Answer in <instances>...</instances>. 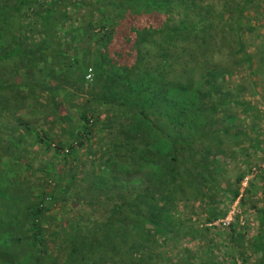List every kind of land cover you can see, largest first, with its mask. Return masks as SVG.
Segmentation results:
<instances>
[{"label": "trees", "instance_id": "16d2710c", "mask_svg": "<svg viewBox=\"0 0 264 264\" xmlns=\"http://www.w3.org/2000/svg\"><path fill=\"white\" fill-rule=\"evenodd\" d=\"M0 264H264V0H0Z\"/></svg>", "mask_w": 264, "mask_h": 264}, {"label": "built area", "instance_id": "2783aa9c", "mask_svg": "<svg viewBox=\"0 0 264 264\" xmlns=\"http://www.w3.org/2000/svg\"><path fill=\"white\" fill-rule=\"evenodd\" d=\"M255 173V171L253 172ZM248 180L249 178H247L243 184V187H246L247 186V183H248ZM237 206H238V203H236V205L234 206V208L232 209L231 213L229 214V216L225 219V220H222L220 221L218 224L219 226H221L222 228H226L228 227L234 220L235 216L238 214V211H237Z\"/></svg>", "mask_w": 264, "mask_h": 264}, {"label": "rangeland", "instance_id": "374dc122", "mask_svg": "<svg viewBox=\"0 0 264 264\" xmlns=\"http://www.w3.org/2000/svg\"><path fill=\"white\" fill-rule=\"evenodd\" d=\"M237 211H238V214L240 213V209H239V207L237 208ZM242 212V211H241ZM242 215H243V213H242ZM216 226H217V224H216Z\"/></svg>", "mask_w": 264, "mask_h": 264}, {"label": "clouds", "instance_id": "9594fccd", "mask_svg": "<svg viewBox=\"0 0 264 264\" xmlns=\"http://www.w3.org/2000/svg\"><path fill=\"white\" fill-rule=\"evenodd\" d=\"M235 205H236V204H235ZM235 205H234V206H235ZM234 206H233V208H234ZM224 220H225V219H224ZM218 223H219V222H218ZM218 223H217V226H219V224H218Z\"/></svg>", "mask_w": 264, "mask_h": 264}]
</instances>
